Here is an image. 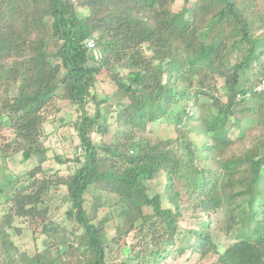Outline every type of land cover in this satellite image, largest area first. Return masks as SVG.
Masks as SVG:
<instances>
[{"label": "trees", "instance_id": "16d2710c", "mask_svg": "<svg viewBox=\"0 0 264 264\" xmlns=\"http://www.w3.org/2000/svg\"><path fill=\"white\" fill-rule=\"evenodd\" d=\"M263 2L0 0V158L37 160L0 183V264H264ZM60 89L80 145L66 176L43 167ZM60 184L70 226L45 204Z\"/></svg>", "mask_w": 264, "mask_h": 264}, {"label": "rangeland", "instance_id": "374dc122", "mask_svg": "<svg viewBox=\"0 0 264 264\" xmlns=\"http://www.w3.org/2000/svg\"><path fill=\"white\" fill-rule=\"evenodd\" d=\"M180 3L181 0H176L175 6L178 7ZM89 42L92 43V41ZM108 86L110 87L108 83L104 84L106 89L109 88ZM59 94L60 96L54 103V107L50 109L48 121L43 124L42 128V140L45 146L48 147L47 159L43 162V167L47 170L48 174L56 171L60 175L66 176L68 173L74 171L76 167V163L73 162V159L80 153V145L76 131L72 126V122L76 116L75 108L63 96V91L61 89L59 90ZM176 107L177 105L174 106V109H177ZM171 124L172 119L169 117L162 119L153 126H149V128L155 136H173L174 132L172 131ZM190 137L196 145H200L204 140L202 136H196L194 132H190ZM103 139H108L107 135L103 136ZM36 164L37 160L35 157L23 161L20 152L7 157L5 160L0 158V183L8 179V176H23L21 182L26 181L24 173ZM148 186L149 194L162 193L165 189L164 174L162 172L158 173L157 176L149 182ZM8 188L9 187L5 189ZM66 193L67 189L62 184L55 188H51L45 204L49 207V214L53 221L59 222L65 226H70L69 221L65 218V211L69 205ZM105 198L104 195L101 200ZM91 199V196L86 193L84 203L86 209L90 208ZM101 212L102 211H100V215L102 214ZM117 221L118 220L109 222L106 228L109 237L115 234V225H117ZM218 226L219 223H215V228ZM21 230L20 234H13V239L20 248L27 249L32 253L35 246L40 247L42 236L36 235L34 237L24 224ZM10 232L13 231L10 230ZM216 232V241L219 242V250L222 251L224 246L228 245L233 240L226 238L221 231ZM211 261H213V258H209L205 262L192 263V261H185L183 258L182 260L168 259L162 264H209Z\"/></svg>", "mask_w": 264, "mask_h": 264}, {"label": "built area", "instance_id": "2783aa9c", "mask_svg": "<svg viewBox=\"0 0 264 264\" xmlns=\"http://www.w3.org/2000/svg\"><path fill=\"white\" fill-rule=\"evenodd\" d=\"M263 3H264V2H263ZM92 44H93V43L88 42V45H89V46H92ZM255 90H256V91H259V92L264 91V77H262V78L260 79L259 83H258V84L256 85V87H255Z\"/></svg>", "mask_w": 264, "mask_h": 264}]
</instances>
